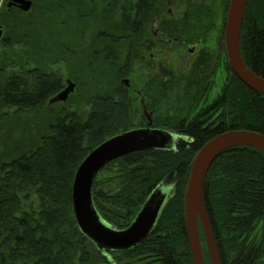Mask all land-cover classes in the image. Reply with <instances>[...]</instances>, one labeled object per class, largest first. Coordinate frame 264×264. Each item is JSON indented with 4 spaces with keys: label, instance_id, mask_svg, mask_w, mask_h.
Wrapping results in <instances>:
<instances>
[{
    "label": "trees",
    "instance_id": "obj_1",
    "mask_svg": "<svg viewBox=\"0 0 264 264\" xmlns=\"http://www.w3.org/2000/svg\"><path fill=\"white\" fill-rule=\"evenodd\" d=\"M32 1L28 12L11 7L2 13L6 29L2 40L7 45H35L34 36L46 30L34 18L47 16L50 24L53 20L60 25V14L70 11L66 21L73 29L78 15L82 17L75 8L84 14L87 6L101 5L98 18L105 27L92 29L88 52L83 53L90 74L85 84L94 88L87 107L62 110L37 140L14 136L12 123L42 108L62 89V77L34 67L0 79V146L6 147L0 150V264H194L184 216L193 158L223 130L264 133V96L233 72L228 88L211 106L213 111L222 107V112L208 127L203 126L206 113L186 126L170 121L187 140L108 163L94 180L92 197L98 212L115 228L128 227L161 183H172L173 191L145 239L129 249L103 253L76 221L74 177L92 149L135 128L132 101L120 82L125 76L124 52L143 32L157 0ZM224 1L227 14L230 0ZM112 18V23L106 22ZM240 46L249 67L264 77V0L248 1ZM70 76L78 78L74 72ZM205 202L222 264H264V150L235 146L221 153L206 176ZM200 239L206 264H211L202 232Z\"/></svg>",
    "mask_w": 264,
    "mask_h": 264
},
{
    "label": "water",
    "instance_id": "obj_2",
    "mask_svg": "<svg viewBox=\"0 0 264 264\" xmlns=\"http://www.w3.org/2000/svg\"><path fill=\"white\" fill-rule=\"evenodd\" d=\"M249 0H230L228 4L224 39L228 63L235 75L248 87L264 96V77L249 67L240 46L241 30ZM32 0H9L8 7L17 6L24 12L32 8ZM3 27L0 26V40ZM124 83H128L125 78ZM76 83L67 79L65 88L50 102L66 101L75 90ZM132 128L114 135L92 149L79 165L73 182L72 200L79 228L103 253L109 250L129 249L145 239L156 224L168 195L158 185L147 197L132 223L123 229L108 224L94 205L93 183L98 173L110 162L130 153L170 148L179 141L172 132L150 127ZM235 146H251L264 150V133L246 128L223 130L209 138L195 154L185 186L184 216L194 264H206L200 239L201 225L211 264H222L214 238L205 202V181L215 159Z\"/></svg>",
    "mask_w": 264,
    "mask_h": 264
},
{
    "label": "rangeland",
    "instance_id": "obj_3",
    "mask_svg": "<svg viewBox=\"0 0 264 264\" xmlns=\"http://www.w3.org/2000/svg\"><path fill=\"white\" fill-rule=\"evenodd\" d=\"M169 1L170 0H161L162 6L159 9L161 10L163 8L162 10L165 11L166 14L168 13V10L172 11L170 14L173 16L165 14V20H171L175 23L178 22L180 30L176 33L181 35L182 40L184 39L190 42L196 36L205 37L204 44H202L200 50H206L208 54L215 52L218 48L216 43L218 35L221 34L220 28L225 22L224 19H226L225 6L222 5L225 1L210 0L208 3L209 8L204 11L200 10V13L195 11L192 12V8H190L191 6L187 3L180 4V0H177V4H170ZM101 7V5L87 6L86 9H84V14L75 8L77 13L82 15V17L78 15V18H76V25L73 29L70 28L66 21L67 18L71 17L70 11H63L60 14L61 19H58L60 25L55 24L53 20H51L50 24L47 20V16H43L40 19L34 18L36 23H38V20H41L39 23L43 25L40 26L46 30L45 34H42L39 37L36 35L34 36L35 45H7L2 40L6 33L2 13L5 12L7 8L11 7H8L7 0H0V26L3 27V36L0 40V65L5 68L0 70V79L12 72L21 71L22 69L27 68L40 67L43 70L58 73L63 79V86L66 85L67 79H71L76 83L75 90L69 94L66 101L50 102L52 96L42 108L29 111L22 114L19 119H16L12 123L13 128H11V133H13L14 136L25 137L26 142L32 137H35L37 140L39 136L48 132L50 122L54 120L56 115L62 110L87 107V98H89L90 92L94 88L91 86V83L88 85L85 84L90 78V74L87 72V68H85L87 61L85 62L86 56H84L83 53L88 52L92 40V29L94 30L98 27H105L100 24V19L98 18V15L102 12ZM75 10L73 9L72 13L73 11L75 12ZM74 16H76V12ZM83 17H87V19H84ZM106 22L112 23L113 18L106 19ZM99 24L101 26H98ZM44 25L47 26V28L43 27ZM149 29V32L152 31V27ZM66 49L67 51L70 49L69 52L65 51ZM184 53L190 54L187 47L182 48L175 43H170L164 48V62L169 68L178 72L181 78L189 77L192 79L195 77L196 80L197 76H199V71L198 69L192 71V60L189 55L187 59L180 56ZM212 67L215 68L214 61ZM72 72L78 77L77 80L70 76ZM142 73L143 70L132 76L133 90L131 91V99H133L134 102L132 101L131 103L133 109V127L135 128L146 121L142 113L140 95L136 94V91L142 89L143 82L146 78ZM124 79L125 78H122L120 80L122 84H124ZM183 81L181 83L179 82L173 88L174 93L170 97L164 98L160 102L158 113L160 112V114L162 113L167 116L169 113L173 114L178 112L177 106L181 104V101L187 100L185 93L182 91ZM226 82H229L228 71H225L223 67H220L212 79V88L208 93L206 103L215 100L220 95ZM176 94L178 96L177 98ZM7 128L8 127L6 126L5 129ZM3 147L4 146H0V150H3ZM160 189L170 197L173 191V185L172 183H161ZM199 231L200 234L202 232L204 235L200 224Z\"/></svg>",
    "mask_w": 264,
    "mask_h": 264
},
{
    "label": "flooded vegetation",
    "instance_id": "obj_4",
    "mask_svg": "<svg viewBox=\"0 0 264 264\" xmlns=\"http://www.w3.org/2000/svg\"><path fill=\"white\" fill-rule=\"evenodd\" d=\"M8 1L9 0H7V3ZM180 1V4L187 3L191 6L190 8H192V12L195 11L198 13L201 12L200 10L204 11L209 8L208 3L210 2V0ZM169 3L177 4V0H170ZM222 5L225 6V3ZM161 6V0H157L156 8L144 25L143 32L136 35L134 40L127 44L124 52L123 67L125 70V76L123 78H126L128 83H121V85L126 88L129 99L134 102V100L131 99V91L133 90L132 76L143 70L142 75H145L146 78L143 82L142 89L136 91V94L140 95L142 113L146 121L136 128L147 127L149 122H151V128L164 129L172 132L180 140H187L188 136L185 132L177 130L178 125H171L168 124V122L177 121L186 126L196 120L201 113H206L204 118L205 125L203 124V126L208 127L213 120L219 117L223 109L220 107L213 111L211 108L218 97L215 100L206 103L208 93L212 88V79L220 67H223L225 71H228L230 82L233 79L231 75L233 71L226 56L224 31L222 32L225 22L221 25V34L218 35L216 42L218 48L215 52L208 54L206 50H200L202 44H204L205 37L196 36L190 42L184 39L182 40L181 35L176 33L180 30L178 22L175 23L171 20V22L166 21L164 17L166 12L162 10L163 8L161 10L159 9ZM171 12V10H168L167 14L173 16L170 14ZM150 27H152V31L149 32ZM170 43H175L182 48L187 47L190 54L184 53L179 55L183 56L185 59H187L189 55L192 60V71H195L194 69H198L199 71V76L196 75V80L195 77L192 79L189 77L181 78L178 72L172 70L165 64L163 52L164 48ZM213 61L215 68L212 67ZM182 81V91L185 93L187 100L181 101V104L177 106L178 112L176 113H169L167 116L162 113L160 114V112L158 113L160 102L164 98L170 97L174 93L173 88ZM64 88L65 85L61 90ZM227 88L228 83L226 82L220 95L224 89ZM176 93L179 94L178 92ZM177 94L176 98L178 97ZM189 141L192 142L193 139ZM173 146L174 144L171 147Z\"/></svg>",
    "mask_w": 264,
    "mask_h": 264
}]
</instances>
